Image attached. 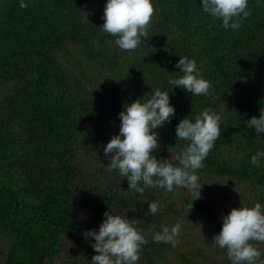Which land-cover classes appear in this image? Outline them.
<instances>
[{"label":"trees","instance_id":"obj_1","mask_svg":"<svg viewBox=\"0 0 264 264\" xmlns=\"http://www.w3.org/2000/svg\"><path fill=\"white\" fill-rule=\"evenodd\" d=\"M26 3L0 0V264H91L94 238L84 233L98 230L110 209L147 233L138 264H230L213 239L221 216L240 204L264 205V159L250 162L264 150V134L248 127L264 111V0H248L237 29L223 28L200 0H152L149 38L132 51L102 30L105 0ZM179 56L196 61L212 95L171 90ZM157 87L171 90L175 107L157 129L153 154L160 159L176 163L186 145L175 140L181 118L205 109L221 118V136L196 172L202 187L193 201L182 187L127 190L126 178L107 167L103 145L118 132L123 104ZM224 183L239 194V204L225 210L208 193ZM148 201L160 211L148 214ZM175 223L197 248L152 240L153 231ZM251 243L264 264V242Z\"/></svg>","mask_w":264,"mask_h":264},{"label":"clouds","instance_id":"obj_2","mask_svg":"<svg viewBox=\"0 0 264 264\" xmlns=\"http://www.w3.org/2000/svg\"><path fill=\"white\" fill-rule=\"evenodd\" d=\"M26 0H19V7L26 8ZM248 0H200L204 13L220 20L225 29H237L240 19L249 15ZM152 0H105L102 30L115 37V45L124 51L137 49L142 39H148V26L153 18ZM89 21L87 17H84ZM179 71L168 83L191 96L212 95V85L202 75L194 59L179 56ZM128 71V69H127ZM171 90L157 87L150 95H143L131 103H124L117 114L118 132L103 145L109 171L115 170L126 178L127 190L142 193L145 187H157L166 191L185 188L192 193V201L200 198L202 184L196 174L201 169L215 141L221 136L220 116L208 109L194 117L188 114L175 126V140L186 141L184 148L174 156L176 163L160 159L153 154L159 147L157 129L170 122L175 107L170 103ZM257 136L264 134V111L258 117L248 119ZM264 150L258 149L250 162L259 166ZM192 204V202H191ZM156 201H148L147 213L154 215L161 209ZM181 225L165 226L153 231L154 242H172L179 235ZM143 232L132 219L106 210L98 230H87L85 238H94L91 246L95 254L91 264H138L140 250L146 243ZM215 244L225 249L230 264H257L261 250L251 241L264 242V205L256 202L251 206L231 208L221 216L220 231L214 234Z\"/></svg>","mask_w":264,"mask_h":264},{"label":"rangeland","instance_id":"obj_3","mask_svg":"<svg viewBox=\"0 0 264 264\" xmlns=\"http://www.w3.org/2000/svg\"><path fill=\"white\" fill-rule=\"evenodd\" d=\"M232 188H233L232 185L224 183V184L217 186L216 189L211 188L208 191V193H209V196L215 202H218V204H222V203L226 204V207L223 209V210H225V209H227V204H229L231 206H237L239 204L238 203L239 194H238L237 190H234ZM78 211H79L80 215H82V216H86V214H87L83 208H80ZM182 222L184 223V226L189 225V221L186 219L183 220ZM190 234H191V232L187 231V237L185 238L184 235L181 234V229H180L179 235L174 238V241H172V243H175L177 246L178 245H180V246L190 245L191 248H197L199 246V244L196 242V240L189 238ZM211 246L212 245H207L205 247V249H208ZM209 261H211V258H209ZM54 264H57V262Z\"/></svg>","mask_w":264,"mask_h":264}]
</instances>
